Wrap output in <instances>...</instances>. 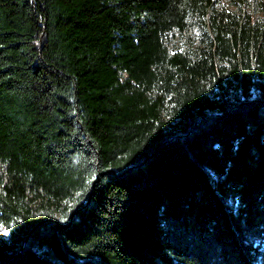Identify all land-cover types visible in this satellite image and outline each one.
Listing matches in <instances>:
<instances>
[{
    "label": "trees",
    "instance_id": "16d2710c",
    "mask_svg": "<svg viewBox=\"0 0 264 264\" xmlns=\"http://www.w3.org/2000/svg\"><path fill=\"white\" fill-rule=\"evenodd\" d=\"M250 3L0 0V264H264Z\"/></svg>",
    "mask_w": 264,
    "mask_h": 264
},
{
    "label": "rangeland",
    "instance_id": "374dc122",
    "mask_svg": "<svg viewBox=\"0 0 264 264\" xmlns=\"http://www.w3.org/2000/svg\"><path fill=\"white\" fill-rule=\"evenodd\" d=\"M256 1H258V0H248L249 3H250V2H253V3H254V2H256ZM248 7H251V3L248 4ZM230 8L233 9V10H235V9L237 8V5H235V4H233V3H230ZM0 234H2V235H4V236L7 235L6 230H5V228H4L2 225H0Z\"/></svg>",
    "mask_w": 264,
    "mask_h": 264
}]
</instances>
